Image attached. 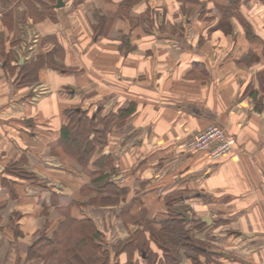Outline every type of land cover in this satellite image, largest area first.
Instances as JSON below:
<instances>
[{
    "label": "crops",
    "instance_id": "obj_1",
    "mask_svg": "<svg viewBox=\"0 0 264 264\" xmlns=\"http://www.w3.org/2000/svg\"><path fill=\"white\" fill-rule=\"evenodd\" d=\"M48 1L0 0V264H42L28 249L67 218L123 242L168 201L201 224L200 262L264 264V0ZM76 109L105 132L98 172L59 145ZM211 125L235 141L218 160L187 148Z\"/></svg>",
    "mask_w": 264,
    "mask_h": 264
},
{
    "label": "trees",
    "instance_id": "obj_2",
    "mask_svg": "<svg viewBox=\"0 0 264 264\" xmlns=\"http://www.w3.org/2000/svg\"><path fill=\"white\" fill-rule=\"evenodd\" d=\"M54 4V0L48 1L45 9L49 11ZM230 8L233 10L232 5ZM37 16L42 19L46 15L37 12ZM35 70L36 68L25 69L24 76L32 75ZM66 118L67 123L60 130L59 140L64 153L75 159L83 169L89 165L91 170L97 171L100 167L103 168L105 164L103 165L102 162L107 159L89 164L98 139L105 137V132L96 131L99 123L97 115L94 118L87 117L83 111L76 109L67 111ZM123 118L125 119L126 116L118 114V123ZM96 136L99 137L97 140ZM93 179L97 182L100 178L95 176ZM102 191L108 193L107 197H104L105 201L102 199L104 205L116 204L122 192L111 183H106L101 188ZM151 224H156L158 227H152ZM199 225H201L199 221L187 219L184 214L171 207V201H168L165 219L146 223L142 231H136L127 240L106 247L104 233L98 231L91 221L67 218L58 225L52 237L42 235L28 249L27 260L39 259L42 264H47L50 260L55 264H119L116 262V257L124 253L127 257L124 264H140L133 260L136 252L145 264H179L182 256L191 264H199V256L206 255L204 251L206 246L200 241H195L191 236V232L198 230ZM150 243L154 244L157 252L151 249ZM158 252L162 253L161 259ZM111 253L114 254L115 259Z\"/></svg>",
    "mask_w": 264,
    "mask_h": 264
},
{
    "label": "built area",
    "instance_id": "obj_3",
    "mask_svg": "<svg viewBox=\"0 0 264 264\" xmlns=\"http://www.w3.org/2000/svg\"><path fill=\"white\" fill-rule=\"evenodd\" d=\"M235 141L221 127L211 125L195 133L187 142V148L195 152H206L211 160H218L233 151Z\"/></svg>",
    "mask_w": 264,
    "mask_h": 264
},
{
    "label": "rangeland",
    "instance_id": "obj_4",
    "mask_svg": "<svg viewBox=\"0 0 264 264\" xmlns=\"http://www.w3.org/2000/svg\"><path fill=\"white\" fill-rule=\"evenodd\" d=\"M111 121H113V116H110V117H108L107 118V121L105 122V123H109V122H111ZM99 137L98 136H96V140L98 139ZM181 208V207H180ZM177 211H179V212H181V213H183L186 217H190V214H189V212H187V209H186V207L185 206H183L181 209H179V208H175ZM191 236L194 238V240L195 241H200L201 243H203L204 244V246H206L207 247V243H204V241L203 240H200V236H199V234H196L194 231H192L191 232ZM204 237L206 238V239H208V240H210L209 238H211V241H213V242H217V240H214V238L211 236V234L209 233V234H207V235H204ZM204 237H202V238H204ZM210 246H211V244H210ZM212 248H215L216 249V246H212ZM158 256H159V258L161 259V257H162V253H160L159 252V254H158ZM199 261V260H198ZM207 261V260H206ZM206 261H199V264H204V263H209V261L208 262H206ZM179 264H183V260H182V258L180 259V261H179Z\"/></svg>",
    "mask_w": 264,
    "mask_h": 264
},
{
    "label": "water",
    "instance_id": "obj_5",
    "mask_svg": "<svg viewBox=\"0 0 264 264\" xmlns=\"http://www.w3.org/2000/svg\"><path fill=\"white\" fill-rule=\"evenodd\" d=\"M55 7L58 8V9L59 8H62L63 7L62 1L61 0H58L57 3H56V5H55ZM203 221H204V219H203Z\"/></svg>",
    "mask_w": 264,
    "mask_h": 264
}]
</instances>
